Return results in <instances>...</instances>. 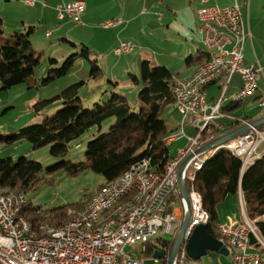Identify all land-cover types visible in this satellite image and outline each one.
<instances>
[{
    "label": "rangeland",
    "instance_id": "rangeland-1",
    "mask_svg": "<svg viewBox=\"0 0 264 264\" xmlns=\"http://www.w3.org/2000/svg\"><path fill=\"white\" fill-rule=\"evenodd\" d=\"M88 1L91 3L89 14L84 18L83 24H75L68 16L64 20H59L57 18L59 10L51 0H36L34 5L27 4L26 0H0V11L4 19V34L9 35L15 31L34 26L30 39L32 47L37 54H40V64L36 67L33 75L36 80L33 86L29 87L27 83H20L8 90L0 89L1 133L13 135L22 127L41 122L46 117L55 114L64 106V100L58 95L69 86L80 82L83 84L78 87V96L86 108L94 109L95 103L104 104L116 93L126 98L131 111H140L142 103L139 99V93L144 84L142 82L135 83L131 78L132 74L141 76L143 60H150L152 65L169 68L174 74L173 78L175 74L184 76L187 69H191L192 66H188L187 58L196 54L198 44L199 48L202 46L201 37L197 34L200 20L199 17L196 19L187 0ZM169 1L176 5L177 18L169 15L166 6ZM122 12L126 15L120 14L114 19L122 20L129 27L127 31L122 33L121 37L124 39H121L119 44L121 41L130 40L134 42L135 48L131 53L117 54L115 49L119 44L115 46V42L120 39V30L116 27H112V29L105 27L106 20H102L104 18L101 17ZM159 14H162L161 19H159ZM134 17L137 19L133 22ZM197 22H199L198 27ZM190 45H194L193 54H189ZM84 46L90 50L89 57L78 56L67 74L50 82H43L44 77L48 75L52 67L61 65L67 56L80 53ZM244 49L246 60H256L250 44H247ZM256 51L263 63L264 47L262 49L257 47ZM51 59H57L58 62L53 64ZM239 79L240 74L236 73L233 76L234 82H238ZM262 89H264V81L259 82V89L254 94H260ZM208 91L210 93L208 100H210L213 95L219 94L218 84L211 86ZM43 100L50 101L43 109L37 111L35 104ZM254 102L253 104L249 100H245L234 112L236 115H246L250 112L253 113L252 119H256L259 114L264 112V109L262 106L259 107L256 101ZM249 104L250 106H248ZM161 118L165 120L169 131L167 138L180 132L179 126L182 123V115L173 104L167 105L162 110ZM115 120V117L106 119L102 124V131L107 130ZM184 129L187 135L179 137L178 141H173L169 145L170 159L178 155L179 148L187 145V136L195 135L196 126L192 123L191 117L188 118ZM98 132V126H94L81 137L75 139L64 158L52 155L50 153L51 145L33 149L32 144L27 140L10 146L0 145V158H12L17 161L20 157L27 156L29 159L40 161L43 164L44 171L40 173V176L46 177L45 180L36 189L26 192L27 199L31 201L34 207H40L43 211H47L64 205H73L96 192L106 182L105 177L91 169L77 175H70L64 170L55 171L50 175L46 170L62 159H85L87 144ZM206 135L208 134L205 133ZM220 136L222 134L215 135L208 141L204 140L194 151ZM211 152L209 153L211 154ZM184 154L186 153H182V155ZM190 154L192 153H188L186 157ZM85 204L73 210V215L75 211L77 213L82 211L81 208ZM238 211V200L236 203L235 197L232 195L220 206V212L223 216L232 215L230 213L235 214ZM175 235L164 233L162 229H159L153 238L162 237L170 240ZM131 248L127 246L126 250ZM215 254V251H210L197 261L198 264H213L211 256H215ZM90 257V262H94L96 255L93 253ZM227 257L232 259L230 255ZM147 260L149 264H153L150 258ZM159 260L155 264H160Z\"/></svg>",
    "mask_w": 264,
    "mask_h": 264
},
{
    "label": "built area",
    "instance_id": "built-area-1",
    "mask_svg": "<svg viewBox=\"0 0 264 264\" xmlns=\"http://www.w3.org/2000/svg\"><path fill=\"white\" fill-rule=\"evenodd\" d=\"M35 2L36 0H26L30 5ZM200 3L197 10L200 20L197 33L202 36L204 45L214 53V61L201 74H191L189 78L174 77V90H180L182 93V109L179 112L182 115V123L179 126L181 129L174 140L187 135L184 128L189 117L196 126V132L194 136H187V145L179 148L178 156L170 159L171 181L158 185V190L153 193H146V196L141 198V205L136 207V213L127 217L124 223H111L108 225V231H96L99 217L112 212L113 198H126L133 181H141L146 188L147 183H154L155 175L161 173L153 170L149 158L142 159L132 165L124 175L95 192L84 205L87 206V214L74 212L80 215V223H75L65 232H58L56 235L30 233L26 223L18 220V207L25 205L26 198L20 197V190L10 191L8 195L0 197V264H148L143 253L133 249L126 251L125 247L151 240L159 229L164 233L178 234L186 211V200L180 196L178 188L179 167L188 153H192L193 157L184 171L186 185L187 182L190 184L187 189L192 207L187 237L195 226L208 224L209 212L200 211L198 190L193 178V169L197 162H200L202 153H197L194 149L205 140L202 139L203 130L211 128L212 124H220V129L223 127V124L215 119L226 115L222 110V103L227 101V95L245 93L247 98L255 93L263 68L260 64L244 63V44L250 32L246 29L238 1L226 8L212 4L210 0H200ZM86 7L84 0H73L57 6L60 18L68 16L75 24L83 23ZM120 22L121 20H107L104 26L111 28ZM134 48V42L121 41L115 52L131 53ZM235 72H242L245 83L240 89L229 93ZM211 83H220V92L210 103L207 101L206 88ZM259 102L264 109V96ZM239 121L243 125L251 122ZM174 140L166 144L170 145ZM262 143L264 144V128L255 126L229 141V144L240 147L242 171L260 158L261 154H258L257 148ZM242 196L243 192L240 190L239 215L223 216L220 240L232 248L235 264H264L263 256L248 251L252 236L259 243L264 244V240L258 225L260 217L252 219L248 212H242L240 209ZM83 226H90V233H83ZM93 253L96 257L94 262H90V255ZM180 255L183 257L185 252Z\"/></svg>",
    "mask_w": 264,
    "mask_h": 264
},
{
    "label": "trees",
    "instance_id": "trees-1",
    "mask_svg": "<svg viewBox=\"0 0 264 264\" xmlns=\"http://www.w3.org/2000/svg\"><path fill=\"white\" fill-rule=\"evenodd\" d=\"M33 31L34 26H29L25 30L5 35L4 19L0 11V89L8 90L20 83H27L31 87L36 82L33 75L40 64V54H37L32 47L30 36ZM89 55V48L84 46L80 53L71 54L61 65L52 67L43 82L47 83L67 74L78 56L89 57ZM207 58V53L197 57L189 56L187 63L201 64ZM50 61L53 64L58 62L57 59ZM173 76L169 68L152 65L150 60H143L141 76L132 74L131 78L135 83L144 84L139 93L142 107L138 112L131 111L126 98L116 93L104 104L95 103L94 109L86 108L78 96V87L83 82L76 83L58 95L64 100V106L55 114L41 122L24 126L13 135L0 132V145L10 146L27 140L32 144L33 149L51 145L50 153L64 158L75 139L92 127L98 126V134L87 144L85 159H62L45 169L46 172L52 175L55 171L64 170L70 175H77L91 169L102 174L106 179L96 192L145 158L150 159L151 166L155 170L163 172L171 156L169 145L165 142L169 131L165 120L161 118V113L169 104L176 107ZM49 101L36 103L35 109L37 111L43 109ZM239 105V102L231 103L225 106L224 111L231 112ZM110 117H115L116 120L107 130L102 131L103 122ZM236 123L240 125L241 122L238 120ZM43 171L44 166L40 161L29 159L27 156H22L17 161L12 158H0V189H20L25 194L26 203L22 215L34 230H38L44 223L61 226L70 221L73 217L72 211L86 203L95 193L86 196L79 203L43 211L40 207H34L26 195L27 191L36 189L45 180L46 177L40 176ZM194 185L202 195L204 208L209 212L208 229L212 235L220 237L222 217L220 206L230 195L235 197L237 203L239 191L242 190L249 216L253 219L260 217L258 225L264 238V153L242 171L240 158L230 150L220 149L204 163L196 175ZM187 187H190L188 182ZM177 199L180 201L179 196ZM175 237L170 240L162 237L152 238L130 247L131 250L143 253L148 258L153 257L157 251L165 250L166 255L159 262L170 264ZM251 240V243H259L254 236ZM185 258L189 259L186 254Z\"/></svg>",
    "mask_w": 264,
    "mask_h": 264
},
{
    "label": "crops",
    "instance_id": "crops-1",
    "mask_svg": "<svg viewBox=\"0 0 264 264\" xmlns=\"http://www.w3.org/2000/svg\"><path fill=\"white\" fill-rule=\"evenodd\" d=\"M51 1L53 4H56V7H57L59 4H66V3L73 1V0H51ZM236 1H238V3L241 6V10H242V14H243V20H244L246 29L248 32H250V34L247 36V38L245 40L244 48L246 47L247 44H250L252 46L253 54H254L255 59H256V60H246V56L244 55V63H246V64H249V63L260 64L261 67L263 68V74L261 75V77H259V80H258V88H257V90H258L259 89V82L264 81V62L263 63L261 62L259 54L256 51L257 47L259 49H262L264 47V0H210V3L216 4V5L223 7V8H226V7L233 6ZM187 2H188L189 7L191 8V10L194 12L196 19H197V17H198L197 16V10H198L199 6L201 5L200 0H187ZM86 4H87V7H86L85 13L83 14V21H84V18H86L87 15L89 14V11L91 10V3L87 0ZM166 6H167V9L170 13L169 15L175 16L177 18L178 12L176 9V5L172 1H169ZM56 7H55V9H56ZM55 9H53V11H55ZM120 14L126 15V13H124V12L113 13L112 15H108L106 17H101V18H104L102 20H106V21L107 20H114V18L118 17ZM66 17L67 16H63L62 18H60L59 13L57 15V18L59 20H64ZM137 17L133 18L134 19L133 22L137 19ZM161 18H162V14H159V19H161ZM115 20H119V19H115ZM198 24H199V22H197V24H196L197 27H198ZM24 26H26V24H24ZM115 27L119 28L118 30H120V32H119V38L120 39H117V41L115 42V46H117L119 44L120 40L124 39L121 37L122 33L127 31L129 25L121 20V22L117 26H114L113 28H115ZM108 29H112V27L108 28ZM197 34L200 35L199 33H197ZM200 37H201L200 42H201L202 47L199 48V44H198L196 54H193L194 45H190V47H189V50H190L189 54H193L194 57L200 56L202 54L204 55L207 53L206 47L202 41V36L200 35ZM244 50H243V52H244ZM262 56H263V61H264V53ZM199 64L192 63L191 65H188V66H192V67H191V69H189V68L187 69L184 76H181L179 74H175V76H179L181 78L191 76V74H193V72L196 70V68L198 67ZM244 83L245 82L242 79L241 75H240V79L238 82H234V80L232 78L229 93L236 91L237 89H240L244 85ZM215 84H218V88L220 87V83H211L206 88L207 101L210 103L213 101V99H214V97H216V95H213L210 98V100H208V97L210 94L208 89ZM231 88H232V90H231ZM262 96H264V89H262V92H260V94H252L239 103L241 105L245 100H249L250 103L254 104L255 103L254 101H256L258 103V106L261 107L259 100L261 99ZM227 101H229V102L227 104H225V102H227ZM227 101H225L224 104L222 105L223 112L226 115L222 116L218 119H215L216 122L223 124V127L221 129L212 130V134H214V132H215V135L224 134L228 131H231V130L243 125V124L238 125L236 123V122H238V120H254V119H252L253 117H251V115L253 113H250V112H248L246 115H236V113L234 111L240 105L235 110H233L231 112H225L224 111L225 106H228L231 103H236V102H233L231 99H228ZM248 106H250V104ZM262 115H264V112L259 114L258 117H260ZM258 117H256V118H258ZM195 132H196V130H195ZM178 140L179 139L174 140V141H178ZM258 148H259L258 154H263L264 144L263 143L260 144V146H258ZM239 213H240V211H238L235 214H233V213H230V214H232L231 216H237ZM224 216H226V215H224ZM222 218H223V215L221 217V220H222ZM224 244L228 247L229 253L228 254H221V253L215 251V253H216L215 256H211L213 264H215V263L216 264H235L233 261V250H232V248L226 242ZM248 251H249V253L258 254V255H261L264 257V244H262V243H260V244L259 243H251L250 242V245L248 247ZM229 255L232 259H228L227 256H229ZM144 256L146 257L145 254H144ZM146 259H148V257H146ZM151 260L153 261V264H155V262L158 261L157 259H154V258ZM147 262L149 264V261H147ZM185 263L186 264H198L197 261H194L190 258L188 260H186L185 255L183 257H182V255H180V259L177 261V264H185Z\"/></svg>",
    "mask_w": 264,
    "mask_h": 264
},
{
    "label": "bare ground",
    "instance_id": "bare-ground-1",
    "mask_svg": "<svg viewBox=\"0 0 264 264\" xmlns=\"http://www.w3.org/2000/svg\"><path fill=\"white\" fill-rule=\"evenodd\" d=\"M206 47V46H205ZM206 51L208 54V58L198 65L193 74H201L209 64L214 61V53L206 47ZM239 73L242 77V72ZM176 96V108L179 112L182 109V93L180 90H174ZM231 99L233 102H240L245 99V93H234L231 95H227V100ZM224 103H222L223 105ZM223 110V107H222ZM220 129V124H212L211 128L205 129L202 131V139L208 141L215 136L212 134V130ZM205 133L208 134L205 136ZM177 137V133L170 137L165 138V142L168 143L174 140ZM220 149L230 150L235 156L240 157V147H235L234 144H223L216 148L211 149L210 151L202 153V158L200 162H197L193 169V178H196L197 173L202 169L204 163L212 157L216 152ZM153 170H155L153 168ZM157 171V170H155ZM172 179V166L170 165V159L165 164V169L160 174H156L154 178V183H147L146 188L143 187V183L141 181H133V186L128 189L126 198H113V206L112 212L105 213V215H101L99 217V224H96V231H108V225L120 224L126 221L127 217H131V214L136 213V207L141 205V198L146 196V193H153V191L158 190V185H163V183H168ZM20 189L13 188H1L0 189V197L3 195H8L10 191H15ZM20 197L26 198L25 194L20 190ZM197 198L199 199L200 211L208 212L203 206L202 195L199 191H197ZM24 206L18 207V220L21 223H26V227L29 232L34 235H56L58 232H65L66 229L71 228V226L75 223H80V215L79 214H87V206H83L82 211L79 214H74L72 219L61 226L42 224L38 230H34L33 226L30 222L22 215V210ZM240 209L242 212H248V206L244 194L242 198H240ZM110 215V216H109ZM73 220V221H72ZM83 233H90V226H83Z\"/></svg>",
    "mask_w": 264,
    "mask_h": 264
},
{
    "label": "water",
    "instance_id": "water-1",
    "mask_svg": "<svg viewBox=\"0 0 264 264\" xmlns=\"http://www.w3.org/2000/svg\"><path fill=\"white\" fill-rule=\"evenodd\" d=\"M252 126H264V115L251 120L250 124L241 125L231 131L222 134V136L216 138L209 144L202 146L196 152L202 153L204 151H209L212 148L217 147L218 145H221L240 136L241 134L250 130ZM192 157L193 154H190L184 159L179 173L178 188L180 196L184 197L186 200V211L184 213V218L180 230L175 237V242L170 255V264H177L178 257L183 251L190 259L194 261L200 260L210 251H216L221 254L229 253L228 247L218 237H215L209 232L208 224L202 223L195 226L190 236L187 237V230L191 222L192 207L186 181L184 178V171ZM165 255V250L157 251L154 253L153 258L159 260L162 257H165Z\"/></svg>",
    "mask_w": 264,
    "mask_h": 264
}]
</instances>
